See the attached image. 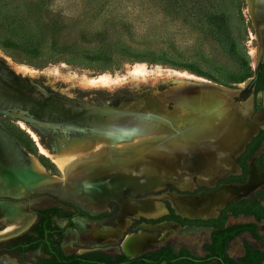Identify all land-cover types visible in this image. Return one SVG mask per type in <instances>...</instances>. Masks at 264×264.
<instances>
[{"label":"rangeland","instance_id":"obj_1","mask_svg":"<svg viewBox=\"0 0 264 264\" xmlns=\"http://www.w3.org/2000/svg\"><path fill=\"white\" fill-rule=\"evenodd\" d=\"M263 41L264 0H0V125L38 164L27 185L89 179L156 145L169 158L157 172L180 180L166 188L212 186L222 173L207 164L254 131L234 103L264 113L245 89ZM101 74L116 82L90 81ZM11 142L0 128V158L19 153ZM251 175L240 195L262 182ZM21 217L0 200V238Z\"/></svg>","mask_w":264,"mask_h":264},{"label":"flooded vegetation","instance_id":"obj_2","mask_svg":"<svg viewBox=\"0 0 264 264\" xmlns=\"http://www.w3.org/2000/svg\"><path fill=\"white\" fill-rule=\"evenodd\" d=\"M262 48L245 89L252 90L253 102L260 95L264 103V73L258 76L264 70V41ZM257 80L263 87L255 89ZM237 106L240 124L254 127V131L235 158L229 159L224 153L218 162L207 164L213 169L217 165L222 173L213 177L212 186L189 190L162 186L147 191L144 171V183L139 181L140 176L135 181L89 183L83 175L81 179L42 184L34 189L26 187V196L0 198L14 202L28 215L18 218L21 222L24 218V222L15 231L0 238V264H264V169L256 163L264 154V113L254 112V106L250 108L244 102L234 103L233 110ZM234 113L237 118L238 113ZM260 135L257 146L253 145L252 153L244 158L243 173L240 155ZM150 152L153 156L163 154L158 149ZM136 159L126 163H135ZM250 172L262 182L245 195L236 188L239 192L216 213L188 215L175 204V199L241 186L249 180ZM184 178L189 180L186 175ZM173 193L177 197L168 200L167 195ZM9 230L5 226L0 232Z\"/></svg>","mask_w":264,"mask_h":264},{"label":"crops","instance_id":"obj_3","mask_svg":"<svg viewBox=\"0 0 264 264\" xmlns=\"http://www.w3.org/2000/svg\"><path fill=\"white\" fill-rule=\"evenodd\" d=\"M0 128L7 135V137L10 138L12 141L11 143H13L12 145L19 150L18 154L15 152L14 155H9L10 158H0V194L15 197L20 194L18 184L21 183L22 186L24 185L27 187L28 182L33 180V178L38 175L39 168L38 164L35 162H31V166L23 163L22 147L12 135L4 131V128H2L1 125ZM157 149L159 152H162L161 148ZM153 150L155 149L149 151ZM252 170L254 172L256 171L254 168ZM184 179L188 180L186 178ZM250 181H253L252 175L250 176ZM32 185H36V182ZM238 192L239 190L236 188L229 189L222 187L218 192L201 193L197 196L198 198L195 197V199L193 197L175 199V204L177 207L183 209L188 215L200 214L201 216H207L209 214L216 213L217 209L221 207L231 195H235Z\"/></svg>","mask_w":264,"mask_h":264},{"label":"water","instance_id":"obj_4","mask_svg":"<svg viewBox=\"0 0 264 264\" xmlns=\"http://www.w3.org/2000/svg\"><path fill=\"white\" fill-rule=\"evenodd\" d=\"M239 106V105H238ZM235 108V112H237V110H240L238 107ZM154 149H157L160 146H152ZM238 149L240 148H234L232 151H238ZM149 150V149H148ZM145 153H147L148 151H144ZM149 155H151L149 153ZM134 158H137L136 162L132 164H128L125 163L122 167H120V169H115V170H106L105 172H102V174H99L97 176H93L92 178H89L88 181L89 183H95L97 181H102V182H108V181H128V180H133L135 181L136 178H138L139 176L142 177L141 180H139L140 182L144 183V171L146 172V180H145V184L147 185V191H152L155 190L157 187H162L166 184H169L171 182L174 183H178L180 180L178 179V181H174L172 179H165L166 175H163L162 173H158L157 171H161V170H157L156 167L158 166V162H160L161 160L166 162L169 158L168 156H166V154H160L158 156H145V155H138L135 156ZM152 159V160H151ZM155 159V160H153ZM229 159H232V156H229ZM158 160V162H156ZM145 163L150 164L151 166H153L155 169H150L149 167H147L145 165ZM96 162H90L89 166H93L95 165ZM97 166V165H95ZM133 166H136V168H134ZM143 166V167H142ZM142 167V168H141ZM145 169V170H144ZM155 171V172H154ZM165 170H163L164 172ZM150 174V175H149ZM161 177H160V176ZM134 176V177H133ZM177 180V179H176ZM185 180V179H184ZM186 183V181H184ZM182 183V180H181ZM184 183V184H185ZM188 189H193L192 186L189 184V182H187ZM152 204H156V203H152ZM157 205V204H156Z\"/></svg>","mask_w":264,"mask_h":264},{"label":"trees","instance_id":"obj_5","mask_svg":"<svg viewBox=\"0 0 264 264\" xmlns=\"http://www.w3.org/2000/svg\"><path fill=\"white\" fill-rule=\"evenodd\" d=\"M243 63H244V62H243ZM245 68L248 70L247 65L245 66ZM263 73H264V70H262L261 74L258 75V76H261V77H262V76H263ZM261 77H260V78H261ZM257 79H259V77H258ZM234 81H237V80H234ZM254 86H255V89H258L259 87H263V84L257 80V83H255ZM263 133H264V130L262 131L261 135H262ZM261 135L258 136V137H255V138H254V141H252V142L247 146L246 151H244V152L240 155V156H241V159L239 158V163H240V165H241V167H242V169H243V173H245V170H246V165H245V163H244V158L252 153V151L254 150V148L257 146V140L261 137ZM253 145H255V147L251 149V147H252ZM263 157H264V154H263V155L258 159V161L256 162V163H257L262 169H264V164L261 163ZM243 177H244V176L242 175L241 179H242Z\"/></svg>","mask_w":264,"mask_h":264},{"label":"bare ground","instance_id":"obj_6","mask_svg":"<svg viewBox=\"0 0 264 264\" xmlns=\"http://www.w3.org/2000/svg\"><path fill=\"white\" fill-rule=\"evenodd\" d=\"M142 70H144V69L141 65H135L132 68L131 73H135V72L142 71ZM90 81L92 83H95V84L109 85V84L115 83L116 79L110 77L107 74H101V75L97 76L96 78L91 79Z\"/></svg>","mask_w":264,"mask_h":264}]
</instances>
